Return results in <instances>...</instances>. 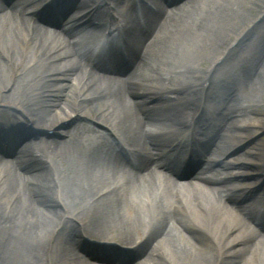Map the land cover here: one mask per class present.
I'll return each mask as SVG.
<instances>
[{
    "label": "bare ground",
    "instance_id": "6f19581e",
    "mask_svg": "<svg viewBox=\"0 0 264 264\" xmlns=\"http://www.w3.org/2000/svg\"><path fill=\"white\" fill-rule=\"evenodd\" d=\"M40 2L24 0L19 13L8 11L5 2H0V118L17 115L25 120L22 127L32 130L26 135L46 137L50 151L46 158L52 163L32 149H16L12 165L3 166L0 160V249L11 253L12 260L19 255H30L34 264H44L45 260L49 264H98L81 252L84 235L117 232L123 239L137 240L136 246L140 249L149 245L141 264H226L232 260L237 262L231 264H264V234L247 226L233 212H225L207 197V193L193 197L190 193L179 192L174 207L171 184L123 176L103 144L71 143L68 139L73 133L89 134L87 129H77V120L69 129L59 130L68 118L87 115L91 121L101 119L108 128L125 129V136L130 141H141V119L127 98L131 93L127 80L117 78L116 72L107 65H96L87 59L83 60L86 65H82L72 60L62 31L49 33L26 16L25 13L34 11ZM247 5L245 0H212L201 14V21H193L191 27L184 30L185 36L196 38L198 53L205 55L212 47L210 43L214 37L229 32L234 20L245 18ZM257 11L259 8L255 6L252 13ZM54 20L56 17L51 18L52 22ZM60 29H65V25ZM263 41L264 31L254 43L259 42L260 46L249 48L244 57L246 62H252L248 66L240 64L233 76L231 84L241 88L237 97L231 100L238 103L236 108L234 106L230 113L224 112L229 96L215 105L219 110L216 122L223 123L224 127L230 122L229 125H234L242 121L241 115L248 110H238L241 99H245L250 110L256 103L257 84L263 72L256 68L264 61ZM183 44L186 43L179 42L180 46ZM198 56H187L190 62L183 56L179 67L167 64L160 76L167 78L171 87L183 88L185 82L207 83L201 66L193 65L203 58ZM86 69L87 82L80 75L74 77L71 74ZM179 70L184 73H177ZM160 72L157 71V76ZM182 78V83L177 82ZM73 81L75 85L70 83ZM93 93L98 97L102 95V99L94 103L81 100ZM196 94L199 92L186 95L189 101L185 109H180V114H187L189 107L188 111L191 110L189 102ZM196 103H199L198 99ZM244 123L251 125V122ZM242 129L245 134L252 131L246 125ZM58 130L59 135H54ZM13 133L18 140L25 136L21 127ZM232 140L236 141L235 138ZM31 160L32 163L22 167ZM135 184L150 185L152 190L145 194L146 213L143 215L128 202L129 194H135ZM176 229L184 230H181L182 236L189 239L190 244L177 243L180 235ZM0 264L10 263L0 254Z\"/></svg>",
    "mask_w": 264,
    "mask_h": 264
},
{
    "label": "rangeland",
    "instance_id": "374dc122",
    "mask_svg": "<svg viewBox=\"0 0 264 264\" xmlns=\"http://www.w3.org/2000/svg\"><path fill=\"white\" fill-rule=\"evenodd\" d=\"M256 1L257 0H245V2L248 3V5H247V7L245 9V13H246L245 18L243 20H240V19L234 20L233 21V26L229 28V32L224 31L217 38L214 37L215 38V39L213 38L214 41H211V43H210V46L212 44V47H210V50H208L207 51L208 53L207 54L205 53V55L198 53L199 51L197 50V47L199 45V42H198V40L196 38H194V37L191 38L190 36H185V33H184L183 36L182 35H178L177 33L180 30L178 28H176V26H173L172 29L169 30L166 34H169V35H172L173 36V38H171V40H172L171 47L173 48L174 51L178 52L177 53L178 56H177V58H175L174 60H171V61H164V60L161 61L165 65L161 66V70L160 71H163L164 70L163 68L167 64L170 67H171V65L173 67H179L181 65V63H182L183 56L186 58L189 55H196L197 56V54H199L198 57H200L202 55L201 57H203V58L200 61H199V59H197V61L199 63L197 64V62H194L193 65L194 66L197 65L198 67L201 66L200 67V70L205 73V71L207 69H209V66L217 59V57L220 55V53L223 51V49L233 40L235 32H237L238 30H240L247 23V21L249 19H251L252 15H254V13H252V11L254 10V7L256 5ZM237 10H238V8L236 9V11ZM263 25H264V23H263ZM260 26L259 27L257 26L251 32H249L248 34L244 35V37L241 38L240 44L236 48L233 49V47L237 43H235L234 46H232V48L230 49V51L226 54L225 60L223 62L227 61L229 59L230 55H231V60L228 63H226V64L224 63L223 67H221L218 70L219 71L218 74H221V76H223V77H227L232 72H235V66H236V64L240 63L242 65L244 64L245 66H248L252 62V60L246 62V60H244L243 56H246L247 55L246 52L249 50V48H252V47L253 48H256V47H259L260 46L259 42L256 43V44H254L256 42V40H259V38L262 36V31H264L263 26L262 27H260ZM218 33L219 32H216L215 34H218ZM175 34H177V35H175ZM166 40L169 41V42L171 41L170 38L169 39H166ZM181 41L183 43H186V44H183V45L180 46L179 45V42H181ZM234 41H236V39H234L233 42ZM244 41H245V43H244ZM177 43H178V47L176 48V44ZM243 43H244V45H243ZM165 44H166L165 42H162L160 44V46H164ZM242 46H243V48H241ZM263 47H264V41H263ZM219 50H220V52H219ZM162 52L163 53H168L167 51H164V50ZM181 53L183 54V56L181 55ZM166 55H165V58L168 59ZM187 58H188V62H190L191 59L189 57H187ZM213 59H214V61H213ZM260 65H261V67L259 69V66ZM256 71H260V72L263 71L261 73V77H259V83L257 84L258 94H257V96L254 99V101L256 103H259V104L256 105V103H255V105L252 107L253 111H250L249 110V111L244 112L242 114V117L241 118L244 119V120L245 119L250 120V118L251 119H254V120H258L259 118H261V117L254 118L257 115L255 113H253L254 111H256V112L261 111V114H264V112H263L264 110L262 111V109L264 108V106L262 107V105L264 104L262 102V101H264V77H263L264 76V61H263V63L262 62L258 63L257 68H256ZM177 80H178L177 82H181L183 80V78L180 79V80L179 79H177ZM220 84L221 83H219V82L216 81L217 89H219V90H221L222 92L225 93V90L220 87ZM240 90H241L240 87L239 88L238 87H233L232 88V91H233L234 96H235V93L237 91H240ZM243 97H245L244 94H243ZM247 99L249 100V99H252V98L251 97L250 98L247 97ZM215 102H218V101H215ZM215 102L212 101L211 103H215ZM209 104H210V102H209ZM233 107H234V105L232 106L230 104L224 106V108H223L225 110L224 112H228V113L231 112V110L233 109ZM262 117H264V116H262ZM227 121L229 122L230 119H227ZM222 125H224V124L222 123ZM257 133L259 135H258L256 141L257 142H263L261 140H264V130L258 129L257 130ZM94 142L95 141H92V143H94ZM49 152H48V150H47V152L45 151V153H49ZM46 159H47V161L49 163H51V160L50 159H48V158H46ZM57 167L58 168L60 167L59 164L57 165ZM119 169L121 170V173H125V172H123L122 167L119 168ZM143 173L144 174L140 173V174H138V175L135 176V177H137V180H139V178H141V180H139V181H145V180L149 179L148 178L149 175H148L147 171H145ZM151 180L154 182L153 179H151ZM135 186H136L135 187V194H129L130 197L128 196V202L131 203V204H133L136 208H138V212L143 215L144 213H146L145 212V209L146 208L144 207V203L147 200L144 196H145V194L147 192H151L152 190L150 188V185L135 184ZM151 186L153 187L152 184H151ZM156 187H159L160 188V185H157ZM156 187H154V189ZM161 189H163V188H161ZM171 195L173 196V199H174L175 197H174V193L173 192H171ZM176 230H178V229H176ZM177 232H178V235H180V238L178 239L179 242L177 240V243L179 245L180 244L181 245L190 244L189 239H187L186 237H183L180 230L177 231ZM93 233L94 232L89 233V234H86V236L89 237V238H93V237H97V238H99V237H105V238H100V239H104L105 241H115L118 244H121L123 246L129 245V243H131V242H133V243L134 242H137V240H126V239H123L120 236H118V233L117 232H115V233H112V232L110 233L109 232V233H104V234H99L97 232H95L94 234ZM97 238H93V239H97ZM258 239L259 238H257L256 241ZM123 242H126V243H123ZM141 250L142 249H140L138 247L135 248L134 250L131 249V253L126 255V258H125L126 261H127V259H130V257L133 254L134 255L139 254L138 252H140ZM118 252L119 253H118L117 256H115V254L112 253V252H106V251H100V253L99 252H97V253L100 254V257H102L104 259H108L109 260V263H114V262H117V261H113V260H117V257L119 255H121L124 251H121V249H119ZM0 254H1V257L4 258V260L7 261L10 264H34V262H32L33 261V258L30 255H28V256L19 255L18 258H16L15 260H12L9 257V254H11V253H7V251L4 248H1L0 249ZM235 260H238V259H235ZM235 262H237V261L232 260V261H230V262H228L226 264H231V263H235ZM44 264H49V263H48L47 260H45V263ZM50 264H52V262H50ZM105 264H108V262L106 261Z\"/></svg>",
    "mask_w": 264,
    "mask_h": 264
}]
</instances>
